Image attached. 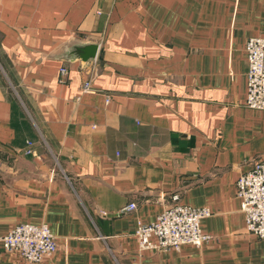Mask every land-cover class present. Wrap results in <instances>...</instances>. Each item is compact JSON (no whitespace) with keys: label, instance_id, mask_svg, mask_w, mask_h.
Wrapping results in <instances>:
<instances>
[{"label":"crops","instance_id":"1","mask_svg":"<svg viewBox=\"0 0 264 264\" xmlns=\"http://www.w3.org/2000/svg\"><path fill=\"white\" fill-rule=\"evenodd\" d=\"M255 36L264 0H0V236L46 223L56 252L31 264H264L235 189L264 160ZM176 203L210 210L209 241L140 250ZM0 264L28 263L0 242Z\"/></svg>","mask_w":264,"mask_h":264},{"label":"built area","instance_id":"2","mask_svg":"<svg viewBox=\"0 0 264 264\" xmlns=\"http://www.w3.org/2000/svg\"><path fill=\"white\" fill-rule=\"evenodd\" d=\"M247 55V91L245 105L264 109V38L250 37L245 44ZM64 79L66 68L61 67ZM91 81L83 84L92 91ZM31 153V149L26 150ZM236 195L245 218V232L264 239V160H256L250 169L240 174L235 183ZM135 203L122 207L119 213L135 209ZM207 207L176 203L160 211L154 221L139 222L134 230L140 250L178 249L183 244L200 246L210 239L202 232L200 220L210 214ZM3 250L15 252L28 264L40 262L55 254L57 244L46 223L21 222L0 236Z\"/></svg>","mask_w":264,"mask_h":264},{"label":"water","instance_id":"3","mask_svg":"<svg viewBox=\"0 0 264 264\" xmlns=\"http://www.w3.org/2000/svg\"><path fill=\"white\" fill-rule=\"evenodd\" d=\"M96 45H85L84 47H81L80 57L83 60H87L90 57H94L96 54Z\"/></svg>","mask_w":264,"mask_h":264}]
</instances>
